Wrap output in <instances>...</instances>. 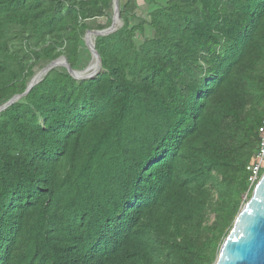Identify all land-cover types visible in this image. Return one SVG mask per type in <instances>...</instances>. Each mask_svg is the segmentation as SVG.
I'll list each match as a JSON object with an SVG mask.
<instances>
[{"label": "trees", "instance_id": "obj_1", "mask_svg": "<svg viewBox=\"0 0 264 264\" xmlns=\"http://www.w3.org/2000/svg\"><path fill=\"white\" fill-rule=\"evenodd\" d=\"M132 8L95 38L94 78L52 69L0 112V264H215L250 199L264 0ZM112 16V0H0V106L38 65L81 70L87 22Z\"/></svg>", "mask_w": 264, "mask_h": 264}, {"label": "water", "instance_id": "obj_2", "mask_svg": "<svg viewBox=\"0 0 264 264\" xmlns=\"http://www.w3.org/2000/svg\"><path fill=\"white\" fill-rule=\"evenodd\" d=\"M112 10V22L108 29L87 31L84 36V43L98 67L95 75L85 78L76 77V73L81 74L83 71L72 70L66 59L60 57L41 69V78L36 81H32L31 78L23 94L16 95L1 105L0 112L25 97L52 69L64 68L68 75L77 81L94 78L101 69V61L94 43L88 40V35H93L95 41L96 37L107 36L117 30V25L120 22L118 0H112ZM215 264H264V172L254 186L250 199L244 204L234 220L232 229L220 248Z\"/></svg>", "mask_w": 264, "mask_h": 264}, {"label": "rangeland", "instance_id": "obj_3", "mask_svg": "<svg viewBox=\"0 0 264 264\" xmlns=\"http://www.w3.org/2000/svg\"><path fill=\"white\" fill-rule=\"evenodd\" d=\"M166 1L167 0H132L133 3L132 12L133 15L135 16L134 21H138V20L147 21L149 19L150 12L157 7L163 6L166 3ZM121 24L122 23L120 21L116 29H118L121 26ZM87 25L89 26L90 31H98L97 26L106 27L105 29H108L110 27L109 25H107L106 18H97L94 20H90L87 22ZM152 33L153 32L149 27H145V30L143 32L140 31L136 33L135 40L137 43H140L143 39L150 37ZM84 52L85 53H84L83 61L85 60L84 62L85 66H81V70L79 71H84L90 65V63L94 61V58L86 45ZM42 68L43 67L40 65L36 66L33 70L34 74L40 71Z\"/></svg>", "mask_w": 264, "mask_h": 264}, {"label": "built area", "instance_id": "obj_4", "mask_svg": "<svg viewBox=\"0 0 264 264\" xmlns=\"http://www.w3.org/2000/svg\"><path fill=\"white\" fill-rule=\"evenodd\" d=\"M258 146L252 160L247 165L246 170L249 174L248 181L251 186H255L259 180L261 171L264 169V121L257 129Z\"/></svg>", "mask_w": 264, "mask_h": 264}, {"label": "bare ground", "instance_id": "obj_5", "mask_svg": "<svg viewBox=\"0 0 264 264\" xmlns=\"http://www.w3.org/2000/svg\"><path fill=\"white\" fill-rule=\"evenodd\" d=\"M116 25H117V23H116ZM88 40H90L91 43H94V36L88 35ZM97 68H98L97 64L94 60L93 62L90 63V65L81 74L76 73V77L85 78V77L93 76L97 73ZM41 77H42V70L38 71L37 73H35L33 75L32 81H36Z\"/></svg>", "mask_w": 264, "mask_h": 264}]
</instances>
